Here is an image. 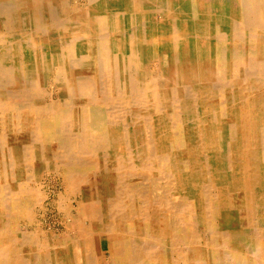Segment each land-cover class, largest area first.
<instances>
[{
	"label": "bare ground",
	"instance_id": "1",
	"mask_svg": "<svg viewBox=\"0 0 264 264\" xmlns=\"http://www.w3.org/2000/svg\"><path fill=\"white\" fill-rule=\"evenodd\" d=\"M0 264H264V0H0Z\"/></svg>",
	"mask_w": 264,
	"mask_h": 264
},
{
	"label": "rangeland",
	"instance_id": "2",
	"mask_svg": "<svg viewBox=\"0 0 264 264\" xmlns=\"http://www.w3.org/2000/svg\"><path fill=\"white\" fill-rule=\"evenodd\" d=\"M156 74L157 73H155V75ZM43 174H42V178L44 179V187H43L44 189H43L42 196H45L46 192L48 194L47 199L45 200V203H44V207L39 206V204L33 207L32 213L30 214V217H31L30 225H27V223L25 222L26 221L25 219L23 220L22 217H19L18 221L14 223L15 225L13 224V228L21 232L30 231L33 233L37 230V227L40 226L43 229V231L46 232L47 234H50V235L53 234L57 237H61L63 234L68 232L67 226L70 225V221H71L67 219L65 213L59 210L58 206L55 205L57 204L56 203L57 193L64 192L65 190L64 183L61 181L60 177H56L53 175H47L46 172H44ZM52 201L53 203H51ZM72 205L74 206L75 204L72 202Z\"/></svg>",
	"mask_w": 264,
	"mask_h": 264
}]
</instances>
